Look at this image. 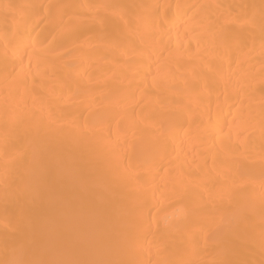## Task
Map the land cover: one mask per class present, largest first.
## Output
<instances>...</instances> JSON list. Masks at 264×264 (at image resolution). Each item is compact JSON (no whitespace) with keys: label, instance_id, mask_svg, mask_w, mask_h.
Here are the masks:
<instances>
[{"label":"bare ground","instance_id":"6f19581e","mask_svg":"<svg viewBox=\"0 0 264 264\" xmlns=\"http://www.w3.org/2000/svg\"><path fill=\"white\" fill-rule=\"evenodd\" d=\"M0 264H264V0H0Z\"/></svg>","mask_w":264,"mask_h":264}]
</instances>
